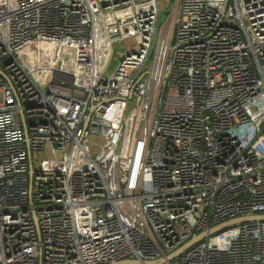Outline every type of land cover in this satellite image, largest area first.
Returning <instances> with one entry per match:
<instances>
[{"label":"built area","instance_id":"obj_1","mask_svg":"<svg viewBox=\"0 0 264 264\" xmlns=\"http://www.w3.org/2000/svg\"><path fill=\"white\" fill-rule=\"evenodd\" d=\"M159 16L0 0V264H264V220L177 253L264 214V0Z\"/></svg>","mask_w":264,"mask_h":264},{"label":"rangeland","instance_id":"obj_2","mask_svg":"<svg viewBox=\"0 0 264 264\" xmlns=\"http://www.w3.org/2000/svg\"><path fill=\"white\" fill-rule=\"evenodd\" d=\"M175 0H160V16L158 21V26L160 27L168 18L171 10L173 9ZM138 46L136 43V40L134 37L127 38L123 40L122 42H119L115 44V56H117L119 53H123L126 50L134 49ZM119 63L118 59H113L109 69L106 71V75H110L112 71L115 69L116 65ZM150 65V61L147 62L146 66L147 68ZM34 79L41 85V83L38 80L37 75H33Z\"/></svg>","mask_w":264,"mask_h":264},{"label":"water","instance_id":"obj_3","mask_svg":"<svg viewBox=\"0 0 264 264\" xmlns=\"http://www.w3.org/2000/svg\"><path fill=\"white\" fill-rule=\"evenodd\" d=\"M33 173V166L31 164L30 166V175H32ZM251 220H264V214H258V215H253V216H242V217H237L231 220H228L218 226L213 227L211 230H209L208 232H205L203 234L198 235L197 238L193 239L192 241H190L189 243H187L185 246H183L181 248L180 251H178L177 253L187 249L188 247H190L191 245H193L196 241H198L201 238L206 237L209 234H213L216 233L222 229H225L233 224H236L238 222H246V221H251ZM175 255L172 254L169 257L172 258ZM163 262V259H159V260H146L145 264H160ZM109 264H141V261H139L138 259H130V260H121L115 263H109Z\"/></svg>","mask_w":264,"mask_h":264}]
</instances>
